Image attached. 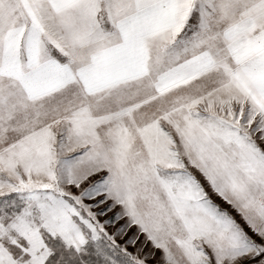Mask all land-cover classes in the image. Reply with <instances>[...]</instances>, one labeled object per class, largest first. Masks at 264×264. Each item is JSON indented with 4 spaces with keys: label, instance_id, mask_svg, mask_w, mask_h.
<instances>
[{
    "label": "snow or ice",
    "instance_id": "snow-or-ice-1",
    "mask_svg": "<svg viewBox=\"0 0 264 264\" xmlns=\"http://www.w3.org/2000/svg\"><path fill=\"white\" fill-rule=\"evenodd\" d=\"M0 264H264V0H0Z\"/></svg>",
    "mask_w": 264,
    "mask_h": 264
}]
</instances>
